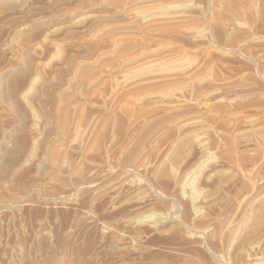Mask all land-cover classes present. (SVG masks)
I'll use <instances>...</instances> for the list:
<instances>
[{
    "label": "rangeland",
    "instance_id": "rangeland-1",
    "mask_svg": "<svg viewBox=\"0 0 264 264\" xmlns=\"http://www.w3.org/2000/svg\"><path fill=\"white\" fill-rule=\"evenodd\" d=\"M237 4L216 22L217 41L194 36L200 17L182 29L190 44L161 53L151 42V86L124 91L118 106L128 135L101 164L63 160L84 184L112 172L108 185L83 192L33 164L17 172L22 199L0 202V264L264 263V0ZM168 116L123 170L136 135Z\"/></svg>",
    "mask_w": 264,
    "mask_h": 264
},
{
    "label": "bare ground",
    "instance_id": "bare-ground-1",
    "mask_svg": "<svg viewBox=\"0 0 264 264\" xmlns=\"http://www.w3.org/2000/svg\"><path fill=\"white\" fill-rule=\"evenodd\" d=\"M237 2L0 0V202L10 205L22 199L12 182L30 164L41 177L63 176L83 192L103 188L116 177L112 172L94 185L84 184L77 182L63 160L103 163L113 142L128 135L123 113L118 112L124 91L151 86V77H144L156 69L146 62L156 52L151 42L159 43L161 53L172 43L190 44L183 28L189 29L200 17L206 22L194 36L204 31L209 41H217L216 22L235 13ZM121 73L142 77L124 86L113 79ZM173 117L150 122L135 134L122 169L142 152L152 132ZM256 203L249 206L251 212ZM260 259L252 256L244 264H264Z\"/></svg>",
    "mask_w": 264,
    "mask_h": 264
}]
</instances>
